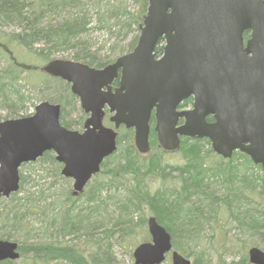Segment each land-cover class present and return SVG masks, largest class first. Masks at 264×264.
<instances>
[{
    "label": "water",
    "instance_id": "1",
    "mask_svg": "<svg viewBox=\"0 0 264 264\" xmlns=\"http://www.w3.org/2000/svg\"><path fill=\"white\" fill-rule=\"evenodd\" d=\"M148 3L136 46L116 61L97 68L56 58L42 67L71 84L90 114L83 131L62 125L61 105L48 100L30 115L0 120V197L19 190L23 163L51 150L63 164L62 175L73 179V194H79L116 150L115 128H134L139 152L150 150L152 117L166 150L179 148L182 136L207 137L223 157L241 150L264 168V0ZM246 30L251 36L245 44ZM189 96L193 107L179 110ZM106 108L115 128L103 123ZM147 225L151 240L135 247V264H162L168 255L173 264H192L174 249L170 232L155 216ZM248 256L252 264H264L261 247H250ZM20 257L18 242L0 239V262Z\"/></svg>",
    "mask_w": 264,
    "mask_h": 264
},
{
    "label": "trees",
    "instance_id": "2",
    "mask_svg": "<svg viewBox=\"0 0 264 264\" xmlns=\"http://www.w3.org/2000/svg\"><path fill=\"white\" fill-rule=\"evenodd\" d=\"M147 7L148 0H135L132 10L128 0H0V120L28 115L29 105L35 107L38 102L49 100L61 104L62 124L75 128L64 115L67 105L78 99L70 84L59 78L50 84V76L37 70L57 58L56 55L66 52H71L74 60L95 67L114 61L102 60L90 50L88 36L94 23L108 32L118 31L113 34L121 35L122 39L132 34L128 42V51H131L139 38ZM248 36L249 32H246L245 38ZM162 50L163 45L158 44L156 52L161 54ZM41 73L45 79L31 81L32 76ZM39 83L44 87L51 86L54 94L36 98V102L30 92ZM191 103L190 98L179 107ZM4 109L8 110L6 114ZM208 119L212 120L211 117ZM154 122L152 119L151 150L147 154L138 152L133 129L120 130L117 150L103 161L101 171L88 184V189L94 186L93 191L85 189L74 196L68 188L65 201L46 202L47 196L41 192L37 197L35 192L21 197L18 193L23 191L27 178L21 174L19 191L7 198L13 205L0 208V239L17 240V230L34 237V221L40 223L39 229L46 234H53L54 227L59 231V237L78 233L91 211L97 212V208L99 211L100 203H105L104 193L117 195L123 190V197L117 196L114 204H117V220L125 226V229L120 228L124 230V237L135 233L142 225L147 227L145 214L148 212L170 232L174 247L187 257L194 254L195 262L208 256L206 264H228L224 257L235 245L233 241L238 243L243 234L258 235L260 240L252 241L250 245H261L264 249V234L259 233L260 229L264 230L263 167L254 164L249 155L240 151L225 159L213 151L208 138L190 137H183L180 149L175 151L181 154L182 162L169 163L166 155L171 152L159 145ZM45 163L53 165L58 182L69 184L68 178L61 174L62 164L53 151L45 152L37 161L23 167ZM252 169L257 172H251ZM155 180L162 186L154 190L152 183ZM219 186L221 190L217 189ZM83 195H86L83 204L87 203L90 211L78 201ZM137 212H140L139 219L134 221ZM229 223L235 225L238 233L225 230L224 226ZM207 231L218 238V257L215 254L212 257L209 247L201 245L202 234ZM52 237L49 235L47 238L51 240L46 241L34 238V242L19 243L21 257L30 254L31 259L41 264L62 260L71 264L109 263V254L99 251L102 244L98 238H87L84 246H77L75 242L80 236L71 240L74 242L71 244H58ZM149 239L148 233L140 243ZM250 245L243 247L239 260L229 264H252L248 256ZM16 261L5 260L0 264Z\"/></svg>",
    "mask_w": 264,
    "mask_h": 264
},
{
    "label": "rangeland",
    "instance_id": "3",
    "mask_svg": "<svg viewBox=\"0 0 264 264\" xmlns=\"http://www.w3.org/2000/svg\"><path fill=\"white\" fill-rule=\"evenodd\" d=\"M130 9L132 10L135 6V0H128ZM93 11V8L91 9ZM147 14V12H146ZM94 28L90 32L89 37V44H90V50L96 54V56L102 60H115L119 55L128 52V42L131 38V35H128L127 37L123 38L121 35H119L118 38L116 36V33L118 31L112 30V32H108L107 30L100 28L96 23H94ZM160 45H164V42H161ZM57 58L61 59H72L71 52H66L64 54H58L56 55ZM92 66V65H91ZM95 67V66H93ZM37 72H42V70L38 69ZM31 74V71L29 72ZM44 74H35L32 76L31 81H39L40 79L44 78ZM45 79V78H44ZM55 77H49L50 84L52 81H54ZM63 82H66L62 80ZM62 85V84H61ZM60 85H57V87ZM56 87V88H57ZM55 89V87H54ZM56 91V89H55ZM32 96L35 97L36 102L39 97H45V96H53L54 91L51 86L48 85V87H44L43 84L38 86L30 92ZM48 99V97H46ZM27 113H32L34 111V107L32 105H29ZM4 114L8 112L7 109H4ZM27 115V114H26ZM66 120L72 122L75 124V128L77 130H83V122L86 118V114L84 113L79 99L72 102L71 105H67L65 108L64 113ZM83 117V118H82ZM107 123V121H106ZM109 123V122H108ZM107 123V124H108ZM166 160L169 163L176 164L179 162H182L181 154L171 152L166 155ZM21 174L26 175V183L23 185V191L18 193L19 196L24 197L29 192H35L36 197L38 196V193L41 192L43 195L47 196V201L49 202L51 200H57L65 201L67 198V190L68 188L73 189V180L67 179L69 184L67 182H58V178L55 175L54 167L53 165L49 163L45 164H36L29 167H21ZM256 173V169H252L251 172ZM263 175V174H262ZM90 185V184H89ZM88 186H86V189L92 190L94 189V186L88 189ZM220 185V184H219ZM161 183L159 180H155L152 183L153 189H157L161 187ZM213 187H217L216 185H213ZM218 190H221V187L219 186L217 188ZM93 191V190H92ZM117 195H114L113 192L110 193H104V196H106L105 203H100L99 211L97 208L96 211H91L90 217H88V221L84 220L81 224V228L79 229L78 233L70 234L65 237H59L58 230L56 227L52 228L53 234H46L42 231V229H39L40 223L33 222V231L32 234H34V237H31L30 235H26L25 232L22 230L15 231V234L17 235V240L12 239L13 241H19L18 243H29L34 242V238L36 240H51L50 238H47L49 235H52V239L54 242H57L58 244H64V243H74L70 242L71 240L75 239L76 236H80L78 242H75L77 246H84L86 244L87 238H98L102 244L100 246L99 251L109 254L108 264H133L134 258H133V251L137 244L140 243V241L143 239L144 236L148 235V226L145 227L142 225L141 228H138V230L135 233H131L129 236L124 237L123 232L125 229V226L117 220V210L115 206H117L116 200L117 196L123 197L124 191L119 190ZM59 197V198H57ZM10 198V197H9ZM77 201V200H76ZM79 203L83 204V201H86V195L82 196L78 199ZM42 203H45V201H42ZM87 203L83 204V208H88L89 206L86 205ZM13 203L10 202L7 198H0V208L4 207H10ZM79 205V204H78ZM106 208V209H105ZM90 211V208L87 209ZM147 210V209H146ZM140 212L135 213V216L133 217L134 221L139 219ZM150 214L147 212L145 216L148 218ZM117 221L119 223H117ZM104 222V223H103ZM136 224V222L134 223ZM223 226V225H222ZM217 228L218 225H215ZM225 230L230 231L232 230L233 234L238 233L237 229L235 228V225L233 223L226 224ZM223 227V228H224ZM120 228H123L122 230ZM223 229L219 230L222 232ZM105 232V233H104ZM259 233L264 234V230L260 229ZM36 234V235H35ZM214 235L211 231L204 232L202 234L203 240L202 244L204 247H209V253L212 254V257H218V251H216V245L218 242V238L212 237ZM264 236V235H263ZM242 239L238 241V243L235 244L233 247H231L224 257L226 260V263H231L233 260L237 261L243 254V247L246 245H250L252 241L260 240L259 236L256 235H249V234H243L240 236ZM150 240V239H149ZM181 242H184L181 241ZM93 244V243H91ZM238 244V246H237ZM255 245V244H254ZM253 245H250V247ZM262 248L261 245H257ZM247 249V248H246ZM194 254L188 256L194 264H206L208 256H202L199 258V261L195 262L194 260ZM30 254H26L25 256L21 257L19 260L16 261L14 264H41L40 262L31 259ZM214 261H217L214 259ZM51 264H71L68 261H57L52 262ZM163 264H172L171 258L168 257L167 260Z\"/></svg>",
    "mask_w": 264,
    "mask_h": 264
},
{
    "label": "flooded vegetation",
    "instance_id": "4",
    "mask_svg": "<svg viewBox=\"0 0 264 264\" xmlns=\"http://www.w3.org/2000/svg\"><path fill=\"white\" fill-rule=\"evenodd\" d=\"M116 86H118V83H116V81H114L113 88H115Z\"/></svg>",
    "mask_w": 264,
    "mask_h": 264
}]
</instances>
